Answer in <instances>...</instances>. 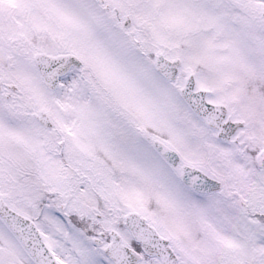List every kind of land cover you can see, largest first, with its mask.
<instances>
[{"label":"snow or ice","instance_id":"obj_1","mask_svg":"<svg viewBox=\"0 0 264 264\" xmlns=\"http://www.w3.org/2000/svg\"><path fill=\"white\" fill-rule=\"evenodd\" d=\"M0 264H264V0H0Z\"/></svg>","mask_w":264,"mask_h":264}]
</instances>
